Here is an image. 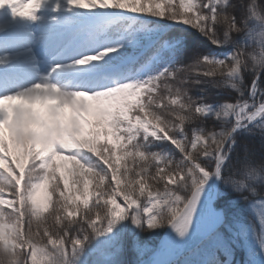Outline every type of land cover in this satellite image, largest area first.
Wrapping results in <instances>:
<instances>
[{
    "label": "snow or ice",
    "instance_id": "obj_1",
    "mask_svg": "<svg viewBox=\"0 0 264 264\" xmlns=\"http://www.w3.org/2000/svg\"><path fill=\"white\" fill-rule=\"evenodd\" d=\"M257 130L264 150V0H0V264H124L126 233L135 264H236L227 192L264 264V155L239 145Z\"/></svg>",
    "mask_w": 264,
    "mask_h": 264
},
{
    "label": "trees",
    "instance_id": "obj_2",
    "mask_svg": "<svg viewBox=\"0 0 264 264\" xmlns=\"http://www.w3.org/2000/svg\"><path fill=\"white\" fill-rule=\"evenodd\" d=\"M170 35H180V33H170ZM184 35L188 37L187 43L189 48L200 47L201 49H207L209 47L207 42L194 30L189 29ZM184 62L190 63V60H185ZM201 87L205 88L206 92L202 93L200 87H193L191 90V95H193V97L204 95L206 97V102L208 103H221L226 100H230L234 95L227 90L213 88L209 84H205ZM205 127L219 130V125L215 121H207ZM239 145L241 148L248 146L249 149L255 151L256 154L254 157H252V159L256 160L257 162H259L261 156L264 155V150H261L260 147V136L258 130L253 136H241L239 138ZM235 156L236 154H234V160ZM41 198H43V193H41ZM247 203L248 202L242 200L239 195L233 192H227L217 200L216 207L220 212L223 213L224 216V223L219 227L218 230L219 240H221L223 244L222 249H220V252L218 253L219 259H224L225 255H227V251L230 249L231 252L234 253L236 264H246L248 257L245 243L236 237L233 226L239 222L244 225H253L258 227L253 214L247 209ZM129 227L131 228V226ZM150 233L151 232L147 231L140 233L139 240L146 247L153 248L155 242L149 237ZM125 240L127 242L128 249L121 259L124 261V264H135L137 256L131 247L132 236L130 233L125 234ZM227 258L233 259V256L228 255Z\"/></svg>",
    "mask_w": 264,
    "mask_h": 264
},
{
    "label": "rangeland",
    "instance_id": "obj_3",
    "mask_svg": "<svg viewBox=\"0 0 264 264\" xmlns=\"http://www.w3.org/2000/svg\"><path fill=\"white\" fill-rule=\"evenodd\" d=\"M150 238H155L156 237V235L155 234H151L150 236H149ZM162 240H163V236H161L160 238H159V241H158V244H157V246L162 242ZM203 243H205V244H201L200 246H198L196 249H194L193 250V252H191V253H189V255L187 256V257H185L186 259H199L200 257H199V253L201 252V251H203L204 249H205V247L206 246H208V241H205V242H203ZM219 247H221L222 245H221V243H220V241H219V245H218ZM94 259V258H93Z\"/></svg>",
    "mask_w": 264,
    "mask_h": 264
},
{
    "label": "bare ground",
    "instance_id": "obj_4",
    "mask_svg": "<svg viewBox=\"0 0 264 264\" xmlns=\"http://www.w3.org/2000/svg\"><path fill=\"white\" fill-rule=\"evenodd\" d=\"M197 241H198V240L193 241V242H192V245H191L190 247H192L193 245H195V244L197 243Z\"/></svg>",
    "mask_w": 264,
    "mask_h": 264
}]
</instances>
